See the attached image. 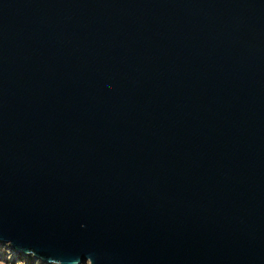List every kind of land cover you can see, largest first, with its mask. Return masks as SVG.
Wrapping results in <instances>:
<instances>
[{"label":"water","instance_id":"95a60500","mask_svg":"<svg viewBox=\"0 0 264 264\" xmlns=\"http://www.w3.org/2000/svg\"><path fill=\"white\" fill-rule=\"evenodd\" d=\"M0 245L264 264V0H0Z\"/></svg>","mask_w":264,"mask_h":264},{"label":"rangeland","instance_id":"374dc122","mask_svg":"<svg viewBox=\"0 0 264 264\" xmlns=\"http://www.w3.org/2000/svg\"><path fill=\"white\" fill-rule=\"evenodd\" d=\"M0 264H44L31 255H23L14 251L9 245H0ZM89 264V262L82 263Z\"/></svg>","mask_w":264,"mask_h":264}]
</instances>
